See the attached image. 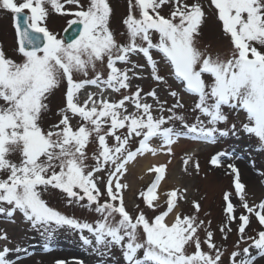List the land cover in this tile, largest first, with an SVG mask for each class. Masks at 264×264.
I'll return each instance as SVG.
<instances>
[{
    "label": "snow or ice",
    "instance_id": "1",
    "mask_svg": "<svg viewBox=\"0 0 264 264\" xmlns=\"http://www.w3.org/2000/svg\"><path fill=\"white\" fill-rule=\"evenodd\" d=\"M165 5L172 6L168 16L161 14ZM213 6L232 45L228 58L198 47L206 17L201 0L191 4L187 0H128L124 43L110 28L113 8L109 0H0V10L13 16L15 51L21 58L8 57L0 46V173L4 174L0 176V215L12 219L19 212L46 242L61 228L79 231L83 244L101 256L119 247L125 264H223L224 252L208 230L211 222L206 225L195 214L200 211L199 203L193 202L194 214H182L177 190H173L167 193L166 208L158 211L161 205L154 201L163 166L154 169L156 181L144 196L148 209L157 213L154 216L139 206L135 215L127 211L121 190L128 185L120 179L129 162L148 152L155 155L165 146L170 152L181 137L215 143L242 129L264 144V0H210L209 7ZM50 12L73 17L64 29L71 30L72 36L58 38L47 27ZM134 55H142L146 64L134 63ZM162 65L180 82V89L196 98L194 122L176 111L184 107L179 90L169 91L175 103L167 109L155 89L142 94L137 87L118 101L104 96L108 89L115 93L129 90L131 79L138 76L133 71L137 68H150L154 81L167 84L160 75ZM78 75L83 78L76 79ZM62 82L66 91L65 107L58 111L61 119L45 129L41 120L49 111L47 101ZM88 86L100 91L86 93L81 101L82 90ZM145 95L153 98L155 107L145 101ZM128 104L135 110L129 111ZM226 108L246 114L240 129L235 123L219 127L228 123ZM165 111L171 115L153 114ZM76 117L74 127L71 121ZM109 138L115 141L111 146ZM136 138L138 146L133 150L131 141ZM154 139L161 141L159 148L152 146ZM90 143L97 145L91 157L87 152ZM12 154H18L19 160L10 159ZM219 155L224 153L213 157L212 164H219ZM229 167L235 173V194L247 214L236 215L231 194L226 192V223L219 230L231 232L229 225L238 220L239 239L230 253V264H255L258 257H264V201L250 206L239 170ZM101 172L107 173L106 180ZM54 190L64 194L68 204H81L99 219L89 223L62 214L44 198L45 194L51 198ZM252 217L261 229L248 236ZM85 230L91 238L83 235ZM200 231L206 233L203 240ZM0 240H7V234L0 233ZM248 241V246L239 248ZM205 245L208 251L203 250ZM189 248L194 250L189 253ZM13 251L27 249L4 246L0 264H13L8 258Z\"/></svg>",
    "mask_w": 264,
    "mask_h": 264
},
{
    "label": "rangeland",
    "instance_id": "2",
    "mask_svg": "<svg viewBox=\"0 0 264 264\" xmlns=\"http://www.w3.org/2000/svg\"><path fill=\"white\" fill-rule=\"evenodd\" d=\"M208 1L210 2V0H201V3L204 5L206 17L200 28L198 47H200L201 49L207 47L209 52L213 54L219 53L222 57L228 58L232 45L228 37L224 34L223 31H221L222 22L218 20L217 12H212L210 8H208ZM81 2L87 3V0H81ZM109 2L113 8V14L110 18V28L115 33L116 39L119 42L124 43L126 42L127 34L125 25L123 24V19L128 14V0H109ZM192 2L193 0H187V3L189 4H191ZM66 7L69 6L66 5ZM171 7V5H165L161 10V14L164 16H168L170 14ZM209 13L211 15H209ZM72 18L73 17L69 15H61L55 12H50V15L46 22L47 27L52 32L57 33L58 38H60L61 35L60 33H58V31H61V29L65 26V20H69ZM12 20L13 16L10 12L0 10V46L3 47L8 57L19 61L21 58L15 51L17 45L14 24L10 23V21ZM121 33H124V35H121ZM156 39L157 37L154 36V42ZM153 55L155 59H160V56L155 53V50H153ZM131 60L136 64H146L145 59L142 55H134L131 57ZM119 67L131 68V65L126 66L120 64ZM133 71L138 73V76L131 79V88L129 90H121V93H115L112 90L108 89L104 92V96L107 97L109 101H118L122 98V95H127L130 94V92H134L137 87L142 89V94H147L148 92L155 89L159 100L161 102H166L164 106L167 109L175 103V98L169 95V91L179 90L182 94V103L184 107L182 109H177L176 111L183 113L189 123L194 122V116L197 113H193L192 108L194 106L196 98L180 89V82L174 80L168 75L167 68L163 67L162 65L160 71V75L165 76L167 84H158L156 81H154L150 75V68L148 67H144L143 69L137 68ZM132 74V72H129L130 76H132ZM82 78L83 77L79 75L76 77V79ZM65 91L66 83L62 82L61 85L57 89H55L49 97L47 101L49 111L44 113L41 120V124L45 129H47L52 124L58 123V121L61 119V117L58 115V111L59 109L65 107ZM99 91L100 90H96L94 86L86 87L84 90H82L80 97L81 101H83V99L86 97V93H99ZM145 101L149 104H153L155 107V103L152 97L145 95ZM128 110L134 111V106L128 104ZM225 111L228 112V123L221 124L219 125V127L227 128L230 127L232 123H235L237 128L240 129L241 124L244 121L242 116H238L237 112H231L227 108L225 109ZM153 114H162L165 117L171 115V113L167 111L163 113L154 112ZM78 120V117L72 119L71 123L74 127L76 126ZM176 126H180L178 121L176 122ZM106 127L107 125H105V128ZM125 131L126 129L119 130L118 134L119 132ZM229 136L232 138L230 142L225 140V136L219 137L215 143H211V148H205L206 150L203 153L198 154L197 156H189L185 152L182 155L176 156L174 148L179 140H177L170 146V152L168 151V148L166 146L163 148H159L161 141L154 139L151 142L153 147L159 148L156 154H163L168 157V165L170 167L172 166L171 173L175 172L178 174L177 181L180 183L179 185L173 181L172 186H166L160 191L162 195L161 199L159 201H154V203H158L161 205L158 211H163L166 208L165 202L167 200V193L173 190H177L176 200L178 208L182 214H194L195 209L193 207V202L195 201L199 203L200 211L195 214L198 216V220L205 221L206 225L209 221L211 222L208 230H211L213 232L214 242L218 247L221 248V251L224 252V255L222 257L223 264H229L228 260L230 253L233 250H236L235 245L239 239L238 220L232 222L229 225V227H231L232 229L231 232L221 233V231L219 230L220 227L226 223V216L224 213L225 201L223 200L224 194L226 192L231 194V201L234 205V208L237 209V216L240 214H247L246 210L242 207V202L240 201L239 196L235 194V173H233L232 169L229 167V165L235 166V163L229 162V159L227 158V156L231 154V148H233L234 146H240V150L242 151V154L244 156V158L240 157V162L245 167L249 168V175L252 177L250 181L240 178L241 183L245 185L246 199L248 200L250 206L254 203L258 204L261 201H264V144H261L258 138H256L254 135H249L242 129L235 135L229 133ZM138 139L139 138H136L131 141V148L133 150L138 146ZM108 143L111 146L115 143V141L113 138H109ZM96 147L97 145L93 143H90L87 146L89 157L92 156L93 151ZM148 153H145L144 155H147ZM220 153H224V155H219L218 157L220 159V162L227 163L229 169H226L225 167L220 169L218 167L219 164L214 165L211 163L212 158L218 156V154ZM9 158L14 161H18L19 155L12 154ZM88 163L91 164L93 163V161L89 159ZM130 164V169L137 170L134 165L135 161H131ZM3 175V173H0V176ZM99 175L104 176L105 180L107 179L106 172H101ZM126 176L127 172L123 177L126 178ZM147 176V179L140 182V186L138 188H135L133 192L130 191L132 187H130L129 185L127 188L121 190L124 198L127 195L130 196L129 199L125 198V204L127 211L133 215H135L137 212V206H139L140 209H143L148 216H154L155 214H157L155 211L148 209L144 199V196L147 195L148 189L151 187L149 181L153 183L156 181L154 172L152 173V175L148 174ZM123 177H121L120 179H122ZM123 182L126 184V180H123ZM99 186L103 191L104 184L101 183ZM187 186L191 187L189 192H187ZM54 193L55 194L52 195L51 198H49V194H45L44 198L48 200L50 206H53L62 214L81 221H87L89 223H94L99 219V215L91 209L82 207L81 204H68L66 202L64 194L60 193L58 190H54ZM141 193H143L144 195H141ZM156 193L157 192H155V194ZM181 194H183V198H181ZM20 215L22 222L18 223V225H15L13 223L5 224L3 222L2 215H0V233L7 234V240H0V250H2L4 246H7L10 249H14L16 247H21L22 249L30 248L32 252L41 255V257L36 258V256L34 257V255L19 257V254L23 253L24 251H21L19 253L13 251L10 252L8 256V258L13 261V264H51L54 259H56V262H63L65 261V258H68V256L66 255L70 252L76 253H72L71 255H69L76 257L71 259V264H125L119 247L113 248L111 255L106 254L104 256H101L96 251H94L92 247L83 244L81 240V233L79 231L76 232V230H70L67 227L61 228L56 231L53 239L50 242H46L45 239L41 237L40 233L34 230L30 226V224L23 219L22 214ZM260 229L261 225L254 217H252L250 225L246 228V234L248 236H255L256 232ZM86 234H88V238H91V235L85 230L83 235ZM225 234L227 235L226 239L224 238ZM199 235L203 240L206 233L205 231H200ZM250 243L251 241H248L247 244L242 242L240 243L239 248L243 249ZM193 250L194 249L189 248L188 252L191 253ZM203 250L208 251L206 245L204 246ZM250 251L253 255H256L255 249H250ZM49 256L53 257L48 259ZM255 264H264V257H258Z\"/></svg>",
    "mask_w": 264,
    "mask_h": 264
},
{
    "label": "bare ground",
    "instance_id": "3",
    "mask_svg": "<svg viewBox=\"0 0 264 264\" xmlns=\"http://www.w3.org/2000/svg\"><path fill=\"white\" fill-rule=\"evenodd\" d=\"M214 52V51H213ZM96 89V88H95ZM97 90V89H96ZM179 141L177 142L175 148H174V152L176 154V156L182 155L184 152L189 155H196V154H200L201 152H203V150H201V148H203L204 146H201L202 143H198L197 140H192L191 138H187L185 139L184 137H181L180 139H178ZM238 149L240 150L239 146ZM233 152H235V154L233 155V157H230L232 159V161L235 163L236 168L239 169V172L241 174V178L245 179L247 181H250L252 179V177L249 175L250 174V170L249 168L245 167L243 164L240 163L239 159L237 157H241V153L236 152V147H233ZM135 167L137 170L135 169H130L131 164L127 167V176L126 178L124 177L123 180H126L131 188V192H133V190L135 188H138L140 186V182L145 181L147 179V175H152V173H156V171L154 170L155 168H158L160 166H163L166 168L164 174H163V178L159 181V184L156 188V196H157V200L159 201L162 197L160 191L165 188L166 186H172L173 185V181L177 184L180 185V183L177 181L178 178V174L172 172V166L170 167L168 165V157L163 155V154H155L153 155L151 152H149L147 155H143L141 157H137L135 160ZM230 161V160H229ZM244 166V167H243ZM220 169L222 168H228V164L227 163H221L218 166ZM172 176V177H171ZM170 179V181H169ZM173 179V180H172ZM150 186L153 184V182L149 181ZM187 192L190 191L191 187L187 186ZM129 195L125 196L126 199H129ZM179 210V208H178ZM180 211V210H179ZM3 216V220L5 222H9L12 221L13 223H15L16 225H18V223L21 222V215L20 213H16L14 218L10 219L5 215ZM72 253L75 252H70L68 253L66 256H68V258H65V262L70 264L72 263V258H76L75 256H69ZM76 254V253H75ZM25 255H31L34 257L36 256V258L41 257V255L39 254H35V252H32V250L29 248L27 249V251L19 254V257L25 256ZM55 256V255H53ZM53 256H49L48 259L52 258ZM56 259H54L51 264H56ZM64 262V263H65Z\"/></svg>",
    "mask_w": 264,
    "mask_h": 264
}]
</instances>
